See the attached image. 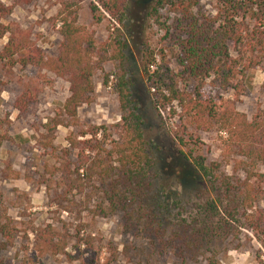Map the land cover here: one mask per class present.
<instances>
[{"label":"trees","instance_id":"1","mask_svg":"<svg viewBox=\"0 0 264 264\" xmlns=\"http://www.w3.org/2000/svg\"><path fill=\"white\" fill-rule=\"evenodd\" d=\"M128 1L100 0L99 4L122 25L127 18ZM197 4L198 0H151L146 15L152 20L165 11L176 17L178 27L184 31L178 45L179 67L188 78L197 81L195 90L179 89L174 74L167 68L151 72L148 64L143 67V74L148 89L153 91L154 109L159 113L168 110L172 116L178 110L179 119L196 129L220 133L221 161L233 171H241L242 178L231 179L221 172V162L207 163L205 158L194 156L188 147L189 143L196 146L198 140L192 136L185 140L184 124L182 130H170L169 134L185 149L180 155L200 190L188 193L186 178L177 174L182 191L172 199L161 183L155 159L145 149L142 119L125 72L128 45L122 32L116 30L108 37L101 45L105 56L94 63L98 50L93 34L77 24L76 4L60 0L55 19L61 43L57 56L47 58L27 31L4 24L10 10L0 3V39L8 35L0 60L11 67L46 71L69 84V96L55 115L54 128L62 126L59 118L74 120L79 107L92 103L93 75L99 65L106 61L118 64L120 73L114 91L121 123L114 126L118 129L117 139H109L106 130L99 127L68 137V148L63 154L69 159L70 152H76L75 161L62 165L60 187L65 195L75 192L89 200L97 199L94 216L121 214L126 231L143 234L152 246L171 251L174 258L182 261L213 253L215 244L239 229L250 232L264 247V211L258 207L264 201V170H258L264 168V107L248 119L222 104L218 106L215 97L204 91H232L238 97L246 74L256 68L264 70V0H216V15L201 24L192 14ZM89 8L92 14L97 12L95 5ZM108 80L109 75H104V86ZM53 131L47 130L42 136L47 142L43 148L51 152ZM188 210L192 211V218L185 216ZM34 233L40 251L64 255L70 262L96 264L83 258L91 247V238L77 241L71 255L65 253L67 244L50 226ZM17 234L14 222L5 210H0V264H6L4 253L13 247Z\"/></svg>","mask_w":264,"mask_h":264},{"label":"rangeland","instance_id":"2","mask_svg":"<svg viewBox=\"0 0 264 264\" xmlns=\"http://www.w3.org/2000/svg\"><path fill=\"white\" fill-rule=\"evenodd\" d=\"M58 1L0 0L10 10L3 22L27 31L44 56L54 58L61 43L55 19ZM64 1L76 4L77 24L93 34L98 50L94 63L98 62V57L105 56L101 45L116 30H120L123 39L127 40L125 72L142 119L145 149L155 159L162 172L159 171L161 183L172 199L176 192L180 194L182 191L177 174L186 178L184 183L190 185L188 193L196 194L200 190L180 155V151L185 149L169 134L170 130H182L184 124L187 125L185 140L189 136L198 140L196 146L189 143L188 149L194 156L205 158L207 163L221 162V172L231 179L242 178L241 171L235 172L221 161L220 133L198 130L180 120L178 110L172 116L168 110L157 112L152 105L153 91L148 89L143 74L145 65H150L151 72L167 68L174 74L173 80L181 90L193 92L197 85V81L188 78L179 67L178 45L184 31L178 27L176 17L161 11L156 19L149 20L146 15L151 0H129L127 18L118 25L100 6V0ZM90 5H95L97 12L92 14ZM215 8L216 0H198L192 14L199 24L205 23L216 15ZM7 40L8 35L0 39V51ZM99 66L93 75L95 91L92 103L79 107L74 120L59 118L63 124L54 128L55 115L69 96L66 80L30 67H11L0 60V210L6 211L18 232L13 247L4 253L6 264H80V261H68L64 255L53 256L38 249L34 231L46 226L63 238L67 244L66 254L73 255L72 248L77 241L91 238V247L83 258L96 264H209L210 261L215 264H264V247L248 231H232L228 239L215 244L213 253L182 261L174 258L171 251L163 252L152 246L150 239L143 234L126 231L121 214L104 216L100 213L94 216L92 210L97 199L89 200L75 192L64 194L60 187V176L64 173L62 165L75 161L76 154L71 151L69 159L65 158L63 151L68 148L67 138L99 127L106 130L109 139H117L118 129L114 126L121 123V115L114 86L119 67L116 62L109 61ZM106 74L109 80L104 86ZM242 87L238 97L232 91L209 88L204 91L215 97L218 106L222 104L249 119L264 107V70H250L242 81ZM47 130H54L52 152L42 146L47 143L42 140ZM258 170L263 171L264 168L259 167ZM258 207L264 211V201ZM185 209H188L187 205ZM186 212L185 216L192 218V211Z\"/></svg>","mask_w":264,"mask_h":264}]
</instances>
